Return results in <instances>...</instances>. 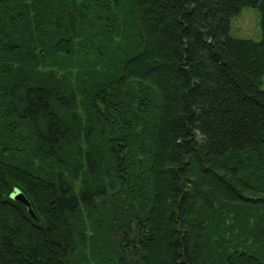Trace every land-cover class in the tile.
<instances>
[{"label":"trees","instance_id":"trees-1","mask_svg":"<svg viewBox=\"0 0 264 264\" xmlns=\"http://www.w3.org/2000/svg\"><path fill=\"white\" fill-rule=\"evenodd\" d=\"M263 82L264 0H0V264H264Z\"/></svg>","mask_w":264,"mask_h":264},{"label":"rangeland","instance_id":"rangeland-1","mask_svg":"<svg viewBox=\"0 0 264 264\" xmlns=\"http://www.w3.org/2000/svg\"><path fill=\"white\" fill-rule=\"evenodd\" d=\"M231 34L237 37L260 40V16L257 7H244L241 13L232 19ZM262 87L264 88V82Z\"/></svg>","mask_w":264,"mask_h":264},{"label":"water","instance_id":"water-1","mask_svg":"<svg viewBox=\"0 0 264 264\" xmlns=\"http://www.w3.org/2000/svg\"><path fill=\"white\" fill-rule=\"evenodd\" d=\"M13 197L16 198L17 200L23 202L24 204H26L29 207L30 213L32 215H34V212L31 208V204H30L29 200L27 199V197L22 192L14 193Z\"/></svg>","mask_w":264,"mask_h":264}]
</instances>
